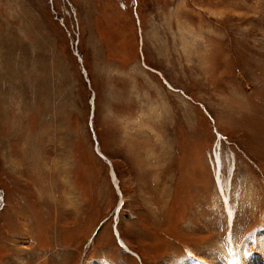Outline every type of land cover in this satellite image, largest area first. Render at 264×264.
Instances as JSON below:
<instances>
[{
  "label": "rangeland",
  "instance_id": "374dc122",
  "mask_svg": "<svg viewBox=\"0 0 264 264\" xmlns=\"http://www.w3.org/2000/svg\"><path fill=\"white\" fill-rule=\"evenodd\" d=\"M0 74V264L262 251L264 0H0Z\"/></svg>",
  "mask_w": 264,
  "mask_h": 264
},
{
  "label": "bare ground",
  "instance_id": "6f19581e",
  "mask_svg": "<svg viewBox=\"0 0 264 264\" xmlns=\"http://www.w3.org/2000/svg\"><path fill=\"white\" fill-rule=\"evenodd\" d=\"M78 57L81 60V57L80 56H78ZM157 75H159L161 77L162 81L167 85V87L169 89H173L159 73H157ZM0 101H2V100H0ZM0 119H1V117H0ZM7 132L8 131H6L4 134H6ZM6 135H4V137ZM1 137H2V135H1ZM216 144H217V148H218V146L220 145L219 142H217ZM0 146H2V145H0ZM96 150L98 151V153L100 155H102L104 157V155L101 153L98 146L96 147ZM214 156L216 157V162L213 163L214 170H215V164L217 165V168H218V170L216 172L217 173L216 174V183H217L218 190L220 193V202L219 203H221L222 210L225 213L226 218L228 220L227 221L228 227L231 226V228H232V226L234 225V220L236 219V212L234 211L235 209L233 208V206H231L232 203H231L230 196L225 192L227 194V196H226L223 192V186H222L223 184H222V181L220 180V177H219L221 163L219 160L220 158H219L218 151L216 149L214 150ZM110 167H111V174H110L111 181H112L115 189L117 190L118 195L120 196V201H119V204H120V203H123V199L121 197L122 194H121V191L119 189L118 180H117L116 174L114 173L112 165ZM250 209L252 210V207ZM254 237L256 238L258 244L262 245V251L261 252H256V253H252L251 255H249L248 252L246 251L245 245L242 246L241 249L238 251L237 248L235 247L236 243L234 242L232 234L230 233L228 235V242L230 241L229 246H230L231 250H230V253H227L229 256V258H228L229 261H227V259H225L223 262L222 259H219L218 257L215 256L213 259L214 260L213 262H208V261L205 262L206 259L204 257H195L191 252H189L187 254V258L184 261L183 260L181 262H177V261L174 262L173 261L172 264H264V224L263 223L261 224L259 230H257V232L255 233ZM119 246L125 252H128L130 254H134L133 252L130 251L128 245L121 239H119ZM223 254H224V252H223ZM224 258H226V256ZM91 264H111V263H109L105 260H98V261L92 262Z\"/></svg>",
  "mask_w": 264,
  "mask_h": 264
},
{
  "label": "water",
  "instance_id": "95a60500",
  "mask_svg": "<svg viewBox=\"0 0 264 264\" xmlns=\"http://www.w3.org/2000/svg\"><path fill=\"white\" fill-rule=\"evenodd\" d=\"M76 56H77V55H76ZM77 58H78V56H77ZM78 61H79V63H81L80 59H78ZM82 71H83V72H82L83 75L86 77L84 70H82ZM87 82H88V81H87ZM95 152L97 153V155H98L101 159H103L105 162H107V164H108L109 166H111L110 161L106 160L105 157H103L102 155H100V154L98 153V151L96 150V148H95Z\"/></svg>",
  "mask_w": 264,
  "mask_h": 264
}]
</instances>
